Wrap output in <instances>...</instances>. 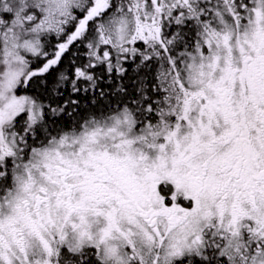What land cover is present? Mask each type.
Here are the masks:
<instances>
[{"label": "snow or ice", "instance_id": "6c2138e0", "mask_svg": "<svg viewBox=\"0 0 264 264\" xmlns=\"http://www.w3.org/2000/svg\"><path fill=\"white\" fill-rule=\"evenodd\" d=\"M0 264H264V0H0Z\"/></svg>", "mask_w": 264, "mask_h": 264}]
</instances>
